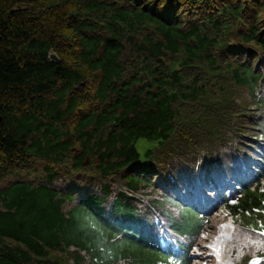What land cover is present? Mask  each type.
Here are the masks:
<instances>
[{"label":"trees","instance_id":"trees-1","mask_svg":"<svg viewBox=\"0 0 264 264\" xmlns=\"http://www.w3.org/2000/svg\"><path fill=\"white\" fill-rule=\"evenodd\" d=\"M222 216L264 264V0H0V264H194Z\"/></svg>","mask_w":264,"mask_h":264},{"label":"rangeland","instance_id":"rangeland-1","mask_svg":"<svg viewBox=\"0 0 264 264\" xmlns=\"http://www.w3.org/2000/svg\"><path fill=\"white\" fill-rule=\"evenodd\" d=\"M155 146V143L153 142H147L145 140H140L137 144V149L141 155V157L144 156L146 150L148 148H153ZM225 217H219L218 221L215 223H211V226L207 227V230H213L217 229L218 233L214 236L209 235L207 232L204 235V240L202 241L197 248V251L195 252L194 256L192 257V260L194 264H213L212 258L217 255L222 248L223 244L227 240V235L225 233V230L227 228H230L231 226H228L224 223ZM206 230V231H207ZM206 242V243H205Z\"/></svg>","mask_w":264,"mask_h":264},{"label":"water","instance_id":"water-1","mask_svg":"<svg viewBox=\"0 0 264 264\" xmlns=\"http://www.w3.org/2000/svg\"><path fill=\"white\" fill-rule=\"evenodd\" d=\"M50 60L52 61H58V57L55 54L50 55Z\"/></svg>","mask_w":264,"mask_h":264},{"label":"clouds","instance_id":"clouds-1","mask_svg":"<svg viewBox=\"0 0 264 264\" xmlns=\"http://www.w3.org/2000/svg\"><path fill=\"white\" fill-rule=\"evenodd\" d=\"M173 246L174 245V247H177V245L175 244V243H164L163 244V246L165 247V246Z\"/></svg>","mask_w":264,"mask_h":264}]
</instances>
